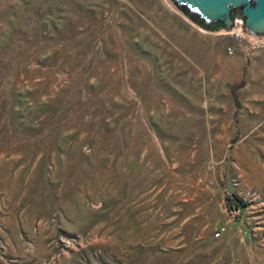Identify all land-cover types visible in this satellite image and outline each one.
Segmentation results:
<instances>
[{
	"label": "rangeland",
	"instance_id": "374dc122",
	"mask_svg": "<svg viewBox=\"0 0 264 264\" xmlns=\"http://www.w3.org/2000/svg\"><path fill=\"white\" fill-rule=\"evenodd\" d=\"M0 264H264V38L0 0Z\"/></svg>",
	"mask_w": 264,
	"mask_h": 264
},
{
	"label": "water",
	"instance_id": "95a60500",
	"mask_svg": "<svg viewBox=\"0 0 264 264\" xmlns=\"http://www.w3.org/2000/svg\"><path fill=\"white\" fill-rule=\"evenodd\" d=\"M187 20L203 31L232 33L240 15L243 33L264 38V0H168Z\"/></svg>",
	"mask_w": 264,
	"mask_h": 264
},
{
	"label": "built area",
	"instance_id": "2783aa9c",
	"mask_svg": "<svg viewBox=\"0 0 264 264\" xmlns=\"http://www.w3.org/2000/svg\"><path fill=\"white\" fill-rule=\"evenodd\" d=\"M240 25V28L238 27L239 25ZM235 25H236V29L231 33L235 38H238V39H240V38H244V33H243V31H242V23L241 22H239V21H235ZM246 36V35H245ZM215 236L216 237H218L219 236V233L217 232L216 234H215Z\"/></svg>",
	"mask_w": 264,
	"mask_h": 264
},
{
	"label": "trees",
	"instance_id": "16d2710c",
	"mask_svg": "<svg viewBox=\"0 0 264 264\" xmlns=\"http://www.w3.org/2000/svg\"><path fill=\"white\" fill-rule=\"evenodd\" d=\"M240 203V202H239Z\"/></svg>",
	"mask_w": 264,
	"mask_h": 264
}]
</instances>
